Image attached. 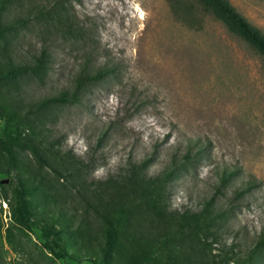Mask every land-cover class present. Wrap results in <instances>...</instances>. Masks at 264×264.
<instances>
[{
	"label": "rangeland",
	"instance_id": "374dc122",
	"mask_svg": "<svg viewBox=\"0 0 264 264\" xmlns=\"http://www.w3.org/2000/svg\"><path fill=\"white\" fill-rule=\"evenodd\" d=\"M45 1L22 0L4 12L7 22L27 21L0 40V71L9 68L4 48L17 61L46 46L51 63L40 77L0 81V103L25 119L12 136L50 149L43 155L60 174L29 150L15 148L9 162L0 142V264H99L107 229L118 221V200L134 211L115 226L109 264H148L153 251L157 264L242 263L241 253L264 232L263 58L195 0H182L179 11L170 0H74L66 7L82 29L76 38L28 18L34 5L49 9ZM228 1L264 33V0ZM87 61L114 72L88 84L79 101L38 107L43 98L72 90ZM196 141L200 154L175 170L173 157L191 149V158ZM144 158L151 177L172 167L166 212L196 211L213 199L210 217L222 214L213 220V237L186 239L176 223L161 222L157 209L132 197L110 199L105 181L120 182ZM224 170L234 175L220 195L215 189ZM24 177L32 183L27 218L34 225L15 210ZM243 188L234 201V190ZM43 228L74 260L44 248ZM255 264H264V254Z\"/></svg>",
	"mask_w": 264,
	"mask_h": 264
},
{
	"label": "trees",
	"instance_id": "16d2710c",
	"mask_svg": "<svg viewBox=\"0 0 264 264\" xmlns=\"http://www.w3.org/2000/svg\"><path fill=\"white\" fill-rule=\"evenodd\" d=\"M22 0H0V40L6 39V35L13 32L16 27H23L26 24L27 19H17L13 22H7L4 16V12L9 6L14 3L20 2ZM74 0H48L45 3L50 6L49 9L45 10L46 6L36 5L30 7L28 13V18L34 19L39 25L45 20L49 21L51 25L48 26L55 33L65 34V37L76 38L82 29L77 28V25L73 22L72 16H69V10L66 4H70ZM176 11L180 10V4L182 0H170ZM207 13L213 16L217 21H219L226 30L243 40L248 44L261 58L264 60V33L254 25H252L242 14H240L236 8L228 0H195ZM53 24V25H52ZM5 56L8 58L7 65L8 70L6 73L0 71V81H5L9 78L19 77L22 75L31 74L36 77H40L50 66L51 63V53L46 46H42L36 53L31 54L29 60L14 59L11 55L6 53V48L2 49ZM114 69L109 66L104 68H94V66L87 61L83 63L73 80V89L64 90L59 92L57 97H47L43 98L39 103L40 109H45L48 106L54 104H64L72 101H79V96L84 92V89L88 84H97L102 81L106 76L112 74ZM0 142L4 145L9 162L13 163L15 160V148L21 150H29L32 152L37 161L48 166L56 174H60V170L52 165H48L47 158L43 153L49 152L45 148H42V143H35L34 141L28 139H18V137H13L12 132L18 131V124H22L25 119L15 117L12 111L2 103H0ZM199 142V141H198ZM197 141L193 143L191 147H197L190 158L191 149H187L186 153L180 158L176 156L173 157L171 166L176 170L183 165L190 164V161L200 154V144ZM150 159L144 158L139 163H133L127 170V174L120 177V182L115 180L114 177H109L105 181V188L107 190L111 189L110 199H124L123 196L132 197L138 199L141 203H144L149 210H156L158 214L156 216L160 218L161 222H168V225H172L173 222L176 223L178 230L186 239H208L213 237L211 230L213 228V220L217 217H222V214L217 213L216 216L210 217L209 207L213 204V199L203 203L200 209L196 211H185L184 213L170 214L166 212V207L163 205L168 197V187L173 175V171H162L159 175L151 177L147 175L149 169ZM66 171L68 167H65ZM78 170L77 172H79ZM234 175L233 172L224 170L222 176L220 177V184L216 187L215 191L217 194L223 195L231 183V178ZM29 179V178H28ZM27 177L22 178L18 181V190L15 196V210L19 214L20 218L29 225H34L29 222L27 218L28 204L27 192L29 190L28 184H32L28 181ZM100 187V186H99ZM98 187V189H99ZM36 188V187H33ZM249 188V187H248ZM248 188H243L240 190H234L233 200L240 199L248 190ZM97 189V190H98ZM99 197V194H96ZM101 190H103L101 188ZM118 205L120 210L117 223L110 226L107 229L106 237L103 245H101V255L99 264H109V259L113 254V245L115 240H117L116 228L121 222L127 221L133 215V208L130 204L124 207L123 203L118 200ZM63 209V205L60 206ZM57 215L64 217V214L57 212ZM155 221H150L149 227H155ZM148 231L151 230L145 226ZM172 228V227H170ZM169 228V229H170ZM146 229V230H147ZM214 232V231H213ZM40 238L43 246L49 251L55 258L65 261L74 260L73 253H71L63 243L58 242L56 239H52L46 232V230L40 229ZM213 243L215 244L216 238L214 237ZM264 254V232L259 234L256 238L254 244L245 250L241 255L242 263L236 261V264H255L257 257ZM153 251L148 259V264H157ZM228 259V258H227ZM259 259V258H258ZM233 260H228L229 264L233 263ZM94 264H97L94 262Z\"/></svg>",
	"mask_w": 264,
	"mask_h": 264
},
{
	"label": "water",
	"instance_id": "95a60500",
	"mask_svg": "<svg viewBox=\"0 0 264 264\" xmlns=\"http://www.w3.org/2000/svg\"><path fill=\"white\" fill-rule=\"evenodd\" d=\"M2 182H5V183H6L7 181H6V180H4V181H2Z\"/></svg>",
	"mask_w": 264,
	"mask_h": 264
}]
</instances>
